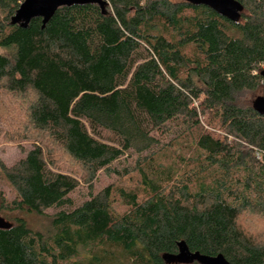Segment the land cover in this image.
I'll list each match as a JSON object with an SVG mask.
<instances>
[{"label": "trees", "instance_id": "trees-1", "mask_svg": "<svg viewBox=\"0 0 264 264\" xmlns=\"http://www.w3.org/2000/svg\"><path fill=\"white\" fill-rule=\"evenodd\" d=\"M106 1L23 28L10 24L23 0H0V88L34 134L0 163L15 192L0 264H166L180 240L264 264V115L245 98L264 87V0H237V22L187 0ZM99 171L116 180L94 193Z\"/></svg>", "mask_w": 264, "mask_h": 264}, {"label": "rangeland", "instance_id": "rangeland-1", "mask_svg": "<svg viewBox=\"0 0 264 264\" xmlns=\"http://www.w3.org/2000/svg\"><path fill=\"white\" fill-rule=\"evenodd\" d=\"M3 49L0 48V51ZM262 69L264 70V64L262 65ZM257 95H264V87H259L253 91H249L245 94V98L247 100H252ZM12 94H8L4 92L2 88H0V129L3 131L0 137V163L4 166L8 167L14 164L18 159L22 158L26 151L29 150L32 146L34 140L32 131L26 129L23 131V126L25 123L24 117V106L22 105L21 98H14ZM18 129L19 135L23 134V137H19L16 140H5L3 135L5 131L15 132ZM90 131V129H88ZM26 135L27 137H25ZM12 139V137L10 138ZM21 149H24L25 152H22ZM48 154H46L47 156ZM63 164V165H62ZM60 167L69 169L68 171L78 177L81 180V174L77 173L76 167H69L66 163L61 162ZM59 167V166H57ZM116 180L113 175H108L103 171H99L97 173L96 181L93 184V192H97L103 187L112 184ZM88 187L83 182L80 184V187L77 191H74L72 197L76 199L78 202L81 201L87 193ZM15 198V192L11 188L8 181L4 178L3 174L0 172V204L3 203L4 205L9 203ZM113 207L116 209L117 212L124 211L125 207L123 204L120 203V200L113 201ZM56 211L55 209H51L47 212L48 215H51ZM2 214H5L4 210L2 209ZM11 214V213H10ZM23 215V214H22ZM24 218L28 221V224L33 229L43 230L48 226V219L45 217H40L35 215L34 213L24 215Z\"/></svg>", "mask_w": 264, "mask_h": 264}, {"label": "water", "instance_id": "water-1", "mask_svg": "<svg viewBox=\"0 0 264 264\" xmlns=\"http://www.w3.org/2000/svg\"><path fill=\"white\" fill-rule=\"evenodd\" d=\"M191 4L205 5L212 8L221 16L230 21L237 22L240 19V12L243 9L242 4L237 0H187ZM97 4L102 13L106 12L108 2L106 0H23L10 18V24H17L20 27H27L32 18L40 17L44 27L52 17L56 9L60 6H70L74 4ZM264 77V70L261 71ZM253 109L261 115H264V96L257 95L252 102ZM10 223L4 220L0 215V228H8ZM176 253H163L162 259L166 264H189L197 262L198 264H230L229 261L220 253L216 255H206L199 251H191L185 241H177Z\"/></svg>", "mask_w": 264, "mask_h": 264}]
</instances>
